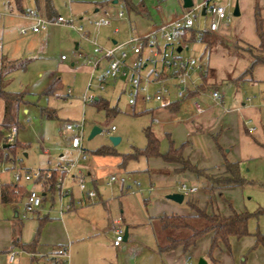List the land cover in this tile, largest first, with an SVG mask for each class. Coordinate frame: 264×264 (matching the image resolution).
Wrapping results in <instances>:
<instances>
[{"label": "rangeland", "instance_id": "obj_1", "mask_svg": "<svg viewBox=\"0 0 264 264\" xmlns=\"http://www.w3.org/2000/svg\"><path fill=\"white\" fill-rule=\"evenodd\" d=\"M41 1L42 0H39V4H36L34 0H21L17 5L15 0H0V13L5 14L4 17L0 16V67L2 62L6 65H9V62L23 64L22 68L13 69L5 75V90L10 93H25V101L28 102L27 105L20 107L17 124L16 142L26 147L23 153L28 155V157L25 158L22 152L18 151L17 157L20 155L18 158H21V172L23 173L25 170L40 169L42 171H48L43 169L48 166H53L56 160H58L60 154L74 159L75 154L70 155V153L65 151V136L67 133L70 134L71 132L66 131L64 126L69 122H76L83 118L85 121V131L83 134L82 148L88 157H86L87 159L85 162L81 159L77 162L79 167L81 168L87 164L93 166L101 176H99V178L107 177L109 174H115L117 176L131 175L133 179H137L141 188L146 190L150 184L149 176L139 170L144 168L147 169V166L149 169L153 170L162 169L163 163L160 160L149 162L146 161L145 158H138L136 160L128 161L126 172L125 170L124 172L118 170V166L115 164L116 162H118V164L121 162L122 155L132 154L133 152L145 148L146 139L144 132L146 129H148L153 136L159 140L160 151L163 149V146H167L168 148V142L165 135L171 133L172 128L170 126H166L165 128L160 127L161 122L169 118L167 113L163 112L166 116L158 113H154L153 115L147 113H134L131 107L127 104L125 95L120 94L117 88L112 91L111 86L109 85L105 92L100 94V97L106 99L110 107L117 108L115 114L106 116L103 110L98 109L94 105H83L80 102V96L86 88L89 77L88 68L81 65L80 62L71 66L70 61L73 59L72 53L74 52V45L76 43L80 44V52L88 56L92 53V45L81 39L74 30L64 26H49L48 33L51 32V35L49 36L45 33L46 39L44 34H39L34 39L31 36L32 33H28L24 36L19 32L23 27L24 22L22 19L16 17V15L21 12L20 10L24 11L31 9L36 11L40 16H44ZM202 1L203 0H193L195 4L201 3ZM52 2L54 9L63 16L67 15V10L70 4L80 3L83 6V10L86 11V15H84L83 21L80 22V20L75 17L80 12L73 13L75 17L74 24L81 23L85 30H92L89 26L88 19L92 20L90 18L93 16V9H88V7L85 6L88 3L87 0H52ZM256 2L260 4V17L263 20L264 29V0H256ZM181 3L180 0H169L168 4L166 3L161 6L163 9L162 12H164L166 8H169L172 10V13L178 14L181 11ZM234 6L235 2L232 1L228 10L233 12ZM119 8V5H112L109 9L116 11ZM185 12H187L186 9ZM151 14L154 22H159L160 18H162L157 11H153ZM190 16L195 22L194 26L198 29H204L209 24V14L201 16L200 11L196 10L192 12ZM137 20L142 22L140 19L136 18V21ZM237 20V17H231L228 27L232 35L224 37L222 39V45H228L227 49L229 51L231 50L228 55L229 57H233L235 60H240L245 59L244 55L241 56L240 54L247 52H244L241 48L238 49L234 44L237 43V38L234 37L235 35L233 31ZM113 27H115V25ZM113 27L101 28L98 31L97 44L100 47L104 46L103 41L106 40V37H113V34L111 33ZM122 32V36H116L115 38L118 40H120V38L122 39L124 36V30ZM241 34L244 36V41L247 40L251 42L256 39L254 29L249 27V25L247 27L245 26L244 30L241 29ZM243 46L244 44L241 43L240 47ZM187 49L188 50H185V48H183L179 53L180 56L199 58L203 46L199 43H192L188 45ZM125 50L127 51L128 49L125 48ZM247 51L249 50L247 49ZM213 52L214 50L211 53ZM62 56L64 59L67 58V60L62 61ZM231 63L232 68H234V63ZM103 64L104 63H102L101 69L105 66H103ZM101 69L97 71V74L101 72ZM221 70H225V68L220 69V71ZM39 71L44 73L42 80L37 78ZM51 76L52 79H60L59 87L54 91L53 96H46L43 95V90L45 88V82H47V79ZM68 88L71 92L70 97L62 99ZM219 90L220 92L225 91L228 96H232L236 89L232 85H229L224 88L219 87ZM250 92H255V98H261L264 94V84H255V86L253 84H247V86L241 89V93L247 94L246 96L252 98ZM45 108L52 110L54 113L53 118L47 119L42 117L41 109ZM153 119H157L158 123H155ZM195 122L196 121H194V123ZM94 126L99 128L101 132L93 136L91 139H88L90 131ZM111 126L115 128L114 132L110 131ZM1 131L6 132L3 130ZM111 136L120 138V141L116 146H110L108 138ZM247 138L251 139L249 136H247ZM211 142H213V140ZM210 144L213 145V149H216L214 142ZM218 144L222 146L219 142ZM102 146L112 147L117 155L104 158L92 157L91 152ZM203 146L199 145V150L197 152H195L196 148L193 147V152L195 153H191L189 161L194 165H198V167L202 169H210L216 164H220V160L216 163L215 161L211 162L210 160L205 159L203 154L204 151H206V147ZM231 146L235 147V144H231ZM229 148L230 147H223L225 152H227ZM43 149L48 151L47 155L43 153ZM260 149L263 154L257 155V157L252 159L240 161V175L245 181L244 185L240 188L227 190L223 192V199H216L218 211L222 214L229 213V204L235 212L245 211L249 213L251 216L248 219L247 228L252 234H264V214H256L258 209L264 208V143L260 146ZM233 152L234 148L231 153H227L229 158L233 157ZM15 165L18 166L19 163H15ZM11 167L12 164L10 162L0 164V184H5L10 181L12 176ZM134 169L136 170L135 172L129 173V171ZM211 174H213V172H211ZM182 182L188 187L193 184V182L177 180L152 181L151 183L154 186L153 190L150 193L144 192L143 194V196L146 197L145 199H147L148 196L149 202L144 204L141 201V198H138L140 197L139 195L132 194L130 196L132 198L130 199L135 202H132L133 208L130 210H133V214H135L134 210L136 212L138 210L140 213H145L146 216V213L156 206L161 210L166 207L164 205H172L175 208L182 209L186 208L187 198L184 199L181 205L173 203L165 198L167 191H169L167 188L172 187L173 191H175ZM20 184H22V182ZM202 184L203 180H195L194 185L198 188L197 194H203ZM33 186L35 191H40V187L37 184H33ZM104 189L107 190L108 188ZM112 196L113 199L117 198L115 195ZM156 200L159 201L158 205ZM114 202L115 204H113V202L112 204L110 203L112 206L108 208L109 214L110 212L112 213L111 216L108 214V216H110V218H108L109 220L107 219L106 211H104L102 207H99L101 210L99 209L98 214L95 213V216L99 219L98 231L93 232L94 235L89 236L80 243L79 246L75 248L74 254L70 251V257L67 259L68 264L71 257L72 261L75 260L77 262L78 259H81L84 263L88 264H97L101 258L108 262H112L113 264L114 262H116L115 264H151L153 261L154 263L159 264V260L157 256H155L158 254L154 252L157 248H155V245H165L166 242H168L164 239L165 236L175 239L187 236L188 234L186 232L175 233L174 231L172 232L169 230L162 233L160 231V226L153 220H149L148 222L145 218L144 223V220L142 221V219H140V222L137 224L134 241L130 239L127 242L131 245L123 252L116 254L114 252L113 254L110 251H107L103 245L106 244V241L111 240L113 236L111 220L120 219L118 202L117 200H114ZM49 205L50 196H47L42 208L47 210L49 209ZM54 209L55 211L58 209L57 200L54 204ZM14 213H18V220L22 223L21 237L22 240L27 242L25 244L31 243L37 235L38 242L42 241L41 238H45L43 239L44 241L47 240L52 242L53 236L57 235V232L59 231L62 232L63 228H73L81 233L93 230L91 224L81 216L80 209L63 216L61 218L62 221L60 223L58 222L60 226L57 229L43 230L45 223L39 227V222L36 218L30 216L24 217L22 201L18 203L17 206L0 203V264H7L6 262H3L6 259L5 253L3 252V246H11L10 239H12L13 235L8 225L12 223V221H15ZM54 213L55 212L52 210L50 213L51 217L54 219L56 218L55 220H59L58 216H55L56 214L54 215ZM107 220L109 224L106 222ZM202 225L203 222H200L197 224V227ZM262 250L264 251L263 247ZM12 251L19 252L21 250L18 246H14ZM23 254L25 253L23 252L21 254L22 258ZM115 255H117V261L114 258ZM40 258L53 264L45 255ZM199 260L204 259L201 257L197 259L195 257H192L191 259L188 258L187 260L181 259L180 264H187V262L188 264H197ZM21 264H23V262ZM209 264L211 263L209 262Z\"/></svg>", "mask_w": 264, "mask_h": 264}, {"label": "crops", "instance_id": "obj_2", "mask_svg": "<svg viewBox=\"0 0 264 264\" xmlns=\"http://www.w3.org/2000/svg\"><path fill=\"white\" fill-rule=\"evenodd\" d=\"M130 1L132 4L139 6L140 13H135L133 11L126 12L121 7V5L118 3L117 0H87L88 3L87 5H85L88 7V9H91V10L93 9V16L90 18L92 20L88 19L89 26L92 30L88 31L84 29L86 32L88 31L87 33L89 37L93 35V27H92L93 20L101 16L103 11H108L112 15L111 23L108 26L101 27V28H110L115 25V27H113V30L111 32L113 34V37L111 38L106 37V40L103 41L104 46L102 48L112 49L120 44H123L122 47L116 50L117 55L121 51H124L128 55H130L129 47L128 45H124V43L127 41V39L131 35L148 34L158 29V27H160L161 25H166V24H169L175 21L182 14L185 13V8H183L182 0H180L182 2L181 7H180L181 11L178 14L172 13V10H170L169 8H166L165 9L166 11L164 10V12H162L163 9L161 8V6L165 5L166 3L168 4L169 0H130ZM175 1H178V0H175ZM206 1L207 0H203L201 3L195 4L192 0V3H193L192 6L201 5ZM232 1L235 2V5L237 4L238 12H239V15L237 16L238 20L236 21L234 25V29H233L234 35H235L234 37L237 38V43H234V44L238 49L241 48L244 52H247V53L240 52L241 53L240 55L241 56L244 55L245 59L235 60V58L229 57L228 55L230 54L231 50L229 51L227 49L228 45H222L223 42L217 45L215 48H213L208 54H204V55H202L204 51V45L197 41L192 42V43H199L201 44V46H203L202 53L199 58H193L192 56L183 57V56H180L179 54L183 48H185V50H188L187 49L188 45L192 43L182 45V47L177 45L175 48V51L180 59L182 60L193 59V60H196L197 63L199 64L200 63L204 64L203 71H204V75H207V78H206L207 88L202 92H199L197 94H192L194 91L197 90V86L201 83V78L199 75L200 72L198 73L195 72L191 75L192 84H187L183 88V96L182 98L179 99L177 98V92L179 90L178 83L176 79L172 78L174 74H172L171 71H168L160 67L158 63L155 66L146 65L145 69L142 71L141 74L147 76L153 70L154 71L156 70L159 72L161 79H165L163 86L168 90V98L170 100L169 102L170 104L169 106H167L168 104L158 105L155 102L147 103V104H141L138 102L134 106L129 105L132 111L137 114L147 113V114L153 115L154 113L155 114L158 113V114L163 115L164 114L163 112H166L169 118L162 121L160 124V127L165 128L166 126H170L172 128V132L165 135L167 142H171L174 149L182 147V155L185 159H188V160H189L191 153H195L199 150V145H202V146L205 145L203 146V147H206V151H204V154H203L205 159L210 160L211 162L215 161L216 163L220 160V164H216L212 168L220 166L223 161V158H225L229 162H236L239 165L240 161L242 160L252 159L254 157H257V155L263 154L262 150L260 149V146L263 145L264 143V109L261 105V99L264 96V94L261 96V98H255L254 96L255 92H250V95H252V98H249V96H246L247 94L241 93V89L247 86V84L248 85L253 84L254 86L255 84H264V65L256 64L250 72H246L249 68V65L253 61L254 57L262 56V53L259 50L260 40L255 33L256 39L254 41L250 42V41L245 40L246 41L245 42L243 39L244 36L243 34H241V29L244 30L245 26L247 27L248 25L249 27L254 29V32H255L254 8H255V5L258 7L259 14L261 13L260 12L261 8H260V4H258L256 0H220V3L223 5H226L227 11L230 12L232 16H233V12L228 10ZM41 2H42L41 4L43 7V0ZM112 5H119L120 8L116 11H113L109 9L111 8ZM52 6H53V2H52ZM190 8H187L186 11ZM53 9H54V6H53ZM203 9L200 10L201 16H205L206 14H208L207 11L204 9V14L202 15ZM43 11H44V7H43ZM54 11H55V16L52 17L51 19H49L46 16L45 11H44V16H41V17L52 20L58 16H61V17L70 16L73 20L76 17L81 22L84 19L83 18L84 15H86V11L83 10V6L80 3L70 4L67 10V15H64V16L58 13L55 9ZM153 11L159 12L160 17H162L160 18L159 22L153 21L152 14H151ZM78 12L80 13L74 17L73 13H78ZM118 12L123 13V17L121 19L117 17ZM22 13L23 11L20 12L18 15H16V17L22 19L24 22L23 23L24 25L21 29H26V33L21 34L20 32L21 29L19 32L21 35L25 36L28 33H32L29 30V27L31 26L32 23L31 21L24 19L22 16ZM0 16L4 17L5 14L0 13ZM136 18L140 19L142 22H139L138 20L136 21ZM210 20H211V17H210ZM230 20L220 22L218 30L214 32L212 31V34L218 36L219 39H223L224 37L231 36L232 34L228 27ZM75 25L82 26L81 23H78ZM194 25H195V22H194ZM194 25L193 27L198 32L207 31L209 29V24L204 29H198ZM49 26H59V25H49ZM49 26L46 28V30L40 33H36V34L32 33L31 36L35 39L37 35L44 34L45 39H46L45 33H47V35L49 36L51 35V32L48 33ZM123 30H124V36L122 37V39L121 38L120 40L116 39L115 38L116 36L123 35V32H122ZM97 37L98 35L96 36V39ZM157 40L160 42V49L165 48L163 47V44H162L163 41L160 35H157ZM241 43L244 44L243 47H240ZM220 45H222L223 47ZM125 48H127L128 50L126 51ZM178 48L181 49L179 52L177 51ZM247 49L250 52L247 51ZM213 50L214 52L211 53ZM79 53L82 54V57L77 56V54ZM143 53L145 56H148L149 54L148 50L146 49L143 51ZM72 54H73V59L72 61H70L71 66H74L77 62H80L81 65L88 68L89 77H88L87 84L91 81L92 87L90 90L95 95L94 97L95 101L101 98L100 94L105 92L108 85L111 86L112 91L115 88H117L119 93L124 94L126 97V91L129 90V85H128L127 79L123 77H119V78L112 79V80L108 79L107 81L103 83L104 89L102 91L99 90L98 85L100 84V81L97 78L98 76L97 71L101 69L102 63H104L103 66L105 65L103 68L106 67L107 65L106 60L101 59L99 61V69H97L96 72H94V76L91 77V72H92L91 67L86 64V58L92 57L93 53H91L90 56L81 53L80 44L76 43L74 45V52ZM61 60L66 61L67 58L61 59ZM231 62L234 63V68H232ZM222 68H225V70L220 71V69ZM43 74L44 73L42 71H39L37 74V78L39 80L40 79L42 80ZM59 82H60V79H52V76L48 78L47 82H45V88L43 90V95L53 96L54 92H50V93H47V92L51 91V88L54 85L58 88ZM229 85H232L236 89L233 92L232 96L231 95L228 96L226 95L225 91L220 92L219 90V87L224 88L225 86H229ZM158 86L159 85H155V84L149 85V92L153 93L155 90L159 88ZM212 90H217L219 94L221 95V99L219 101L215 102L210 97L209 93ZM84 91L82 95L84 94ZM82 95L80 96L81 103H82V100H81ZM62 99H66V98H62ZM101 99H104V98H101ZM126 100H127V97H126ZM27 103L28 102L25 101L24 105H27ZM83 105H87V104H83ZM90 105H92V103H90ZM195 105H199L203 109V112L200 115L196 114ZM45 113L49 114L50 117H46ZM41 115L42 117H45L47 119H51L54 117V113L49 108L41 109ZM193 120L196 122L194 123ZM153 121L155 123H158L157 119H153ZM79 122L83 123V132H82V138H81V143H80V146L82 148L83 134L85 131V121L82 118L79 121L69 122L67 124L79 123ZM248 125H253L255 127L254 132L252 133L248 132V129H247ZM111 127H110V131H112ZM64 129H65V126H64ZM114 131H115V128L113 132ZM68 132H71V131H68ZM71 136H73V132H71L70 134L67 133V135L65 136V140H64L66 143L65 151L70 153V155L75 154V158L72 159L70 157H65L64 155L60 154L58 157V160H56L53 166H48L47 168L43 170L52 171V170H56L61 164L75 162L76 166L70 171L68 175L65 176L64 174H62L63 188L69 193L68 201H70L72 205L74 206L73 210L69 212H65L60 215L58 212V209L57 211H55L54 209V204L56 200L58 203L57 192L55 190L53 194H50L49 192H43L41 186L37 184L40 187V191L38 192L44 195L43 203L35 214H30V215L24 214V217L30 216V217L36 218L38 221L41 218H45L46 220L44 222L45 226L43 230L45 229L54 230L60 226L59 223L62 221L61 218L63 216H65L66 214H69L70 212L77 211L78 209H80L81 216L84 217V219L89 224H91V228L93 230H88L85 233H81V232L74 230L73 228H68V229L63 228L62 232L59 231L57 232V235L53 236L52 242L47 241V240L44 241L43 239L45 238H41L42 241L38 242L37 248H36V255H35L38 258V261H35V262H30L31 257L30 255L26 253L23 254V258H22L21 254L23 253V251H19V252L12 251L13 248H11V246L10 247L3 246L4 253L5 251H8V250H9V253L17 252V255L15 256L12 263H9V260H8L9 253H5L6 259L3 261L4 263L6 262L7 264H21L23 262V264H51V263H48L46 260L41 259L40 257L43 255L47 256V253L54 250L58 246H67L69 250V257H70V251H72L74 254L75 248L78 247L80 243H82L89 236L94 235L93 232L98 231L99 219L98 217L95 216V213L97 214L99 213V209L101 210V208L99 207H102L104 211H106L107 219L110 218L112 213L110 212L109 214L108 208L112 206L110 205V203L112 204L113 202V204H115L114 200L115 201L117 200L118 202L120 219L111 220L112 226L115 221H118L119 227L122 229L123 233L124 231L127 232V236H126V239H124L123 237V241L119 244V246L116 247L113 245V241L115 237L114 229H113V236L111 240L106 241V244L103 245V247L107 251H110L113 254L114 252L115 254L121 253L131 245L130 243H127V242L130 239L134 241L135 232L137 230V224L140 222V219H142V221L144 220V223H145V218L149 222V220L151 221L154 218L164 215V214L165 215H178V216H191L193 214L191 213V211H189L188 207L182 209V208H175L172 205H164L166 207L163 208L162 210L158 209L156 206L155 208H152L151 211H148L146 213V216H145V213H140L138 210L137 212L134 210L135 214H133V210H130V209L133 208L132 202L134 200L130 199L132 198L130 196L132 194L139 195L140 197L138 198H141V201L144 204L148 203L149 202L148 196H147V199H145L146 197L143 196V194L144 192L150 193L153 190L154 186L151 183L152 181H157V180L176 181L177 180V181L193 182V184L189 188L193 187L196 189V191L194 193L189 194L188 196H183V201L185 198H192L197 202V205L199 208L201 209L206 208L207 211H213V212L215 211L216 213L221 214V215H229L231 210H233L229 204V207H230L229 213L227 214L220 213L217 208L216 199H223V192L230 190V189H234V188H223V189H218V190H210L209 183L204 178H197L193 174L188 173V172H183V173L177 172L178 166L167 164L158 158H149V159H146V161L151 162L154 160H160L163 163L162 169L153 170V169H149L147 166V169L144 168V169L139 170L140 172H143L144 174L146 173L149 176L150 184L146 190L142 189L137 179H133L131 175L130 176H124V175L118 176V177L125 178L126 184L130 188L129 190H125L123 185L119 183H115L111 186H107L105 184V180L107 179V177L111 175H115V174H109L107 177L99 178L100 175L97 173L96 168H94L93 166H90L87 164L80 168L77 162L80 159L83 162H85L87 159L86 157H88V155L86 156V152L82 148L84 151L83 156H79V157L77 156V152L71 149L69 145ZM247 136L251 137V139L250 138L248 139ZM212 140L216 146V149L215 148L213 149V145L210 144V143H213L211 142ZM218 142L224 148L230 147L227 150V152L224 151L223 147L220 146ZM231 144H235V147L231 146ZM193 147L196 148L195 152H193ZM233 148H234V152L232 153L233 157L229 158L227 153H231ZM25 149L26 147L22 145V148L19 149L18 151L22 152L23 156L26 158L28 157V155L23 153ZM166 150H167V146H163L161 153L166 152ZM43 153L47 155L48 151L43 149ZM92 157L104 158V157H109V156L103 157V156L92 155ZM15 163L16 162L11 163L12 164L11 170L17 166V165L15 166ZM20 163L18 165L19 167L17 166V168L19 169H20ZM115 165L118 166V170H122L124 172V169L119 167L118 162H116ZM196 166L198 169L208 170V169L199 168L198 165ZM126 169H125V172H126ZM239 170H240V167H239ZM135 171L136 170L134 169V170L129 171V173H133ZM79 178L83 179L86 190L94 191L96 193V199L94 201L88 202L83 197V194L78 190L77 183H78ZM198 179L203 180V184H202L203 194L201 193L197 194L198 188L196 187V185H194V182L195 180L198 181ZM133 182H137L139 184V187L138 188L134 187ZM22 184H24L26 189L29 185H31L30 183H24V182H22ZM182 184H185V183L184 182L180 183V185ZM180 185L177 187V190L175 191H173L172 187L167 188L169 190L167 191V195L171 193L181 194L180 189H179ZM31 188L34 189V186L31 185ZM104 188H108V189L106 190ZM112 195H115L117 198L113 199ZM47 196H50V205H49V209L46 210L42 207L44 205V201L47 198ZM24 200H25V197H23L21 201L24 203ZM65 201H67V199H65ZM156 203L158 205L159 201L156 200ZM181 204H178V205H181ZM10 205L17 206L18 204H10ZM135 206H138V205H135ZM52 210L53 212H55L54 215L56 214L55 216H58L59 220L58 219L55 220L56 218L54 219L51 217L50 213L52 212ZM108 214L110 216H108ZM18 217H19L18 213H14L15 221L14 222L12 221V223L8 225L13 235L12 239H10L11 245L13 244L22 245V244L27 243L24 240H22V237H21L22 223L21 221L18 220ZM125 217H126V221H125ZM108 220L106 222H108ZM248 233H249L248 236L240 240L231 239L229 249H227L223 244L219 243L218 246L213 250L210 257L207 255V252L209 249L210 239L212 236L211 233H207L201 236L200 238H198L195 244L186 251H183L182 247H177L176 249L171 250V251L161 252L160 250L156 248L158 245H155L156 250L154 252L159 255V257L158 255H155L157 256L159 260V264H180L181 259L187 260L188 258L191 259L192 257L193 258L195 257L196 259L201 257L202 259H204L206 264H209V262L211 264H264V251L262 250V247L264 248V234H260L262 238L257 241L254 236L255 234H252L249 231ZM245 253H248V254H245ZM76 254H77V250H76ZM114 258L117 261V255H115ZM115 263L116 262H114V264ZM69 264H88V263H84L81 259H78L77 262L75 260L72 261V257H71ZM97 264H113V263L108 262L107 260L101 258L100 261L97 262ZM151 264H156V263H154L153 261Z\"/></svg>", "mask_w": 264, "mask_h": 264}, {"label": "built area", "instance_id": "obj_3", "mask_svg": "<svg viewBox=\"0 0 264 264\" xmlns=\"http://www.w3.org/2000/svg\"><path fill=\"white\" fill-rule=\"evenodd\" d=\"M205 6V8H204ZM205 9L210 15L211 20L209 22V30L217 31L219 28V23L222 21H229L231 18V13L227 11L226 5L220 3V0H207L201 5L192 6L184 14H182L175 21L161 25L158 29L144 35H131L124 45L129 46L130 55L126 52L121 51L118 55L116 50L123 46L120 44L112 49H105L97 44L96 36L98 35V30L101 27L108 26L111 23L112 15L108 11H103L101 16L92 21L93 35L89 37L88 33L84 30L82 26H77L74 24V20L68 17L58 16L52 20L42 18L36 11L27 9L24 10L22 16L24 19L31 21V26L29 30L36 34L40 33L49 25H59L71 28L74 30L82 39L88 41L92 45L93 56L86 58V64L91 67V77L94 76V72L99 69V61L104 59L107 61L105 68L101 70L97 78L100 81L98 85L99 90H103V83L108 79H116L119 77L126 78L129 85V90L126 91V97L128 105L134 106L136 103L147 104L155 102L158 105H167L170 100L168 98V90L163 86L165 79H161L158 71H151L147 76L142 75V71L145 69L146 65L155 66L157 63L163 69L171 71L174 76L173 79L177 80L178 92L177 98H182L183 88L187 84H192L191 75L193 73H198L203 71L204 64L197 63L196 60L187 59L182 60L176 54L175 48L179 42L177 34L181 30L191 29L194 25V20L191 18L190 14L194 11H200ZM117 17L121 19L123 17L122 12L117 13ZM21 34L26 33V29H21ZM157 35H160L163 41V49H160V42L157 40ZM148 50V56H145L143 51ZM78 57H82V54H77ZM131 56V58H130ZM61 59H64L62 56ZM90 77V79H91ZM159 85L158 89L153 93L149 92V85ZM91 81L87 84L84 94L82 95V103L90 104L95 99V95L91 92ZM213 101L217 102L221 99V95L217 90H212L209 93ZM70 97V90H67L63 98ZM249 101V100H248ZM261 105L264 109V96L261 99ZM195 112L200 115L203 109L199 105H195ZM249 124V123H247ZM248 132L252 133L255 130L253 125H248ZM66 131L73 132V136L70 137V148L77 152V156H83L84 151L80 146L83 123H71L65 125ZM114 130V127H111ZM17 133L16 127H11L5 136L6 144H13ZM21 158L16 160V163H20ZM16 166V165H15ZM76 166L75 162L61 164L57 168L61 176L57 178L54 185V189L57 192L58 197V212L63 214L73 210L74 206L70 201H68L69 193L63 188V178L62 174L65 176L70 173V171ZM11 180L15 183H30L40 184L46 181L50 176V170H25L23 173L19 168L14 167L12 169ZM115 183L123 185L125 190L130 188L126 184V180L123 177H118L111 175L105 180L107 186H111ZM134 187H139L137 182H133ZM78 190L83 194V197L88 201L92 202L96 199V193L94 191L86 190L84 181L82 178L78 179L77 183ZM180 192L183 196H188L196 191L195 188H189L185 184L180 185ZM67 199V201H65ZM44 200V195L34 189L30 188L27 190L25 195V200L23 203V213L26 215L35 214L41 207ZM114 229V246H119L123 241V231L119 227V222L115 221L113 223ZM17 252H10L8 255L9 263H12ZM53 264H66L69 257V250L67 246H58L54 250L47 253L46 256Z\"/></svg>", "mask_w": 264, "mask_h": 264}, {"label": "trees", "instance_id": "obj_4", "mask_svg": "<svg viewBox=\"0 0 264 264\" xmlns=\"http://www.w3.org/2000/svg\"><path fill=\"white\" fill-rule=\"evenodd\" d=\"M17 5L21 0H15ZM121 7L126 12L140 13L139 6L131 3L130 0H117ZM37 4L38 0H34ZM43 7L46 16L51 19L55 16V11L52 6L51 0H43ZM21 12L23 10H20ZM254 24L255 33L260 40L259 50L262 53L261 57H254L253 61L249 65L246 72H250L256 64L264 65V33H263V20L260 17L259 9L255 5L254 8ZM178 46L189 44L192 42H200L204 45V51L202 55L208 54L213 48L222 43V39L212 34L209 29L207 31L198 32L194 27L187 30H181L178 34ZM9 65L1 63L0 67V164L7 162H16L18 159V150L22 148V145L14 140L13 144L5 143V134L11 127H16L18 124V115L20 107L25 104V93H10L5 90V75L13 69H20L23 64H16L9 62ZM201 83L197 86V90L192 94H197L204 91L207 88L206 78L207 75L199 73ZM55 86V85H54ZM51 88L54 92L58 88ZM170 104V103H169ZM169 104L167 106H169ZM92 105L96 106L105 112L106 116H110L117 112L116 107H110L108 102L104 99L99 98L97 101L93 100ZM46 117H50L49 114L45 113ZM6 131V132H2ZM146 146L132 154L122 155L119 167L126 169L128 161L136 160L138 158H158L167 164L178 166L177 172H188L193 174L197 178H204L209 183L210 190H218L223 188H240L244 185L245 181L240 175L239 165L236 162H229L225 158L220 166L214 167L208 170L198 169L196 165L190 163L188 159H185L182 155V147L174 149L171 142H168V148L166 152L161 153L159 150V140L153 136V134L146 129L145 132ZM7 145V146H4ZM111 146V145H110ZM110 146H102L91 152L94 156H116L117 154ZM215 171V172H213ZM213 172V174H211ZM61 176L58 170L50 171V176L46 181H43L39 185L43 192L54 193V185L57 178ZM27 189L24 184L15 183L12 180L5 184H0V203L1 204H18L25 197ZM186 206L189 211L193 213L191 216H178V215H161L153 219L157 225L160 226V231H174L175 233H188L187 236L180 238H171L165 236V245H158L157 249L161 252L171 251L177 247H182L183 251L188 250L193 246L198 238L201 236L211 233L210 245L207 255L210 257L213 250L218 246L219 243L223 244L227 249L230 248V240H240L249 235L247 229V222L250 218V214L247 212H235L231 210L229 215H221L215 211H207L206 208H199L197 202L191 198H187ZM256 214H264V208L257 210ZM45 218L39 219V227H41ZM203 222V225L197 227V224ZM166 234V233H165ZM256 240H260L262 236L260 234L254 235ZM38 244V235L29 244L22 245H11V248L18 246L21 251L30 255L31 261H38L36 255V248ZM5 253H9L5 251Z\"/></svg>", "mask_w": 264, "mask_h": 264}, {"label": "water", "instance_id": "obj_5", "mask_svg": "<svg viewBox=\"0 0 264 264\" xmlns=\"http://www.w3.org/2000/svg\"><path fill=\"white\" fill-rule=\"evenodd\" d=\"M182 2H183V8H185V9L190 8L193 5L192 0H182ZM203 14H204V9L202 10V15ZM238 15H239V12H238L237 4H236L234 6V9H233V16L237 17ZM180 50H181L180 48L177 49L178 52ZM100 132H101L100 129L97 128L96 126H94L90 131L88 139H91L93 136H95L96 134H98ZM108 140H109V143L111 146H116L119 143L120 138L115 137V136H111L108 138ZM4 146H7V145H4ZM30 188H31V185H29L27 187L28 190ZM165 198L171 202L176 203V204H181L183 201V195L180 193H171V194L166 195ZM126 236H127V232L124 231V233H123L124 239H126ZM197 264H206V262L204 260H199Z\"/></svg>", "mask_w": 264, "mask_h": 264}]
</instances>
